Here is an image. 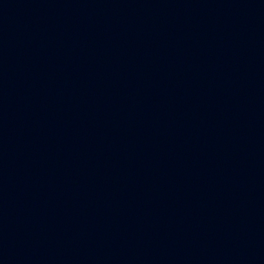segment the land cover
Returning <instances> with one entry per match:
<instances>
[{
	"label": "water",
	"instance_id": "95a60500",
	"mask_svg": "<svg viewBox=\"0 0 264 264\" xmlns=\"http://www.w3.org/2000/svg\"><path fill=\"white\" fill-rule=\"evenodd\" d=\"M0 264H264V0H0Z\"/></svg>",
	"mask_w": 264,
	"mask_h": 264
}]
</instances>
